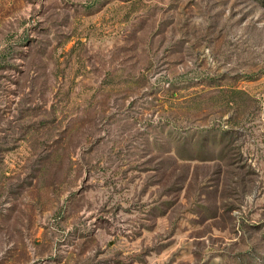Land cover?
Segmentation results:
<instances>
[{
  "label": "rangeland",
  "instance_id": "obj_1",
  "mask_svg": "<svg viewBox=\"0 0 264 264\" xmlns=\"http://www.w3.org/2000/svg\"><path fill=\"white\" fill-rule=\"evenodd\" d=\"M0 264H264V0H0Z\"/></svg>",
  "mask_w": 264,
  "mask_h": 264
}]
</instances>
